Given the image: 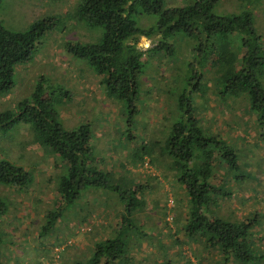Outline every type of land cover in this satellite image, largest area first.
<instances>
[{
  "label": "rangeland",
  "instance_id": "374dc122",
  "mask_svg": "<svg viewBox=\"0 0 264 264\" xmlns=\"http://www.w3.org/2000/svg\"><path fill=\"white\" fill-rule=\"evenodd\" d=\"M79 1H0V23L7 30L24 31L35 21H43L47 27L37 40L31 60L14 67V86L8 94L0 97V111H17L19 102L29 98L38 81L66 89L69 96L55 102L59 120L65 128L87 126L91 135V165L113 170L115 177L121 175L126 184L128 181L149 184L142 197L144 206L135 215L137 225L146 236L134 237L130 241L127 256L131 262L128 264H218L215 252H206L197 244L181 246L173 242L174 238L182 240L178 229L185 224L187 196L177 183V176L167 170V158L163 156L157 166L148 152L150 145L157 143L155 156L159 155L172 125L180 119L178 97L184 90L189 92L196 82L203 84L202 93L193 95L200 118L198 124L239 146L240 166L249 176L243 183L228 180L225 187L232 195L230 200L221 202L218 212L231 219L247 218L257 213L261 221L256 234L264 237V139L244 109L248 99L234 105L236 113L229 115V108L217 99L218 89L212 70L201 72L196 63L195 42L179 33L164 39L166 48L149 51L146 57H142L146 64L139 79V95L134 101L138 114L127 125L126 103L106 93L99 77L86 66V62L65 50L67 43H96L101 38L100 27H90L68 18ZM192 1L164 0V8L181 7ZM244 11L251 14L252 26L261 37L260 47L264 54V0H216L212 14L227 17ZM156 20L157 16L142 15L136 18V23L139 28L147 29L153 27ZM156 40L157 36L150 39L140 37L136 45L144 51L154 46ZM200 73L203 81L194 78ZM30 139L28 125L23 122L0 128V158L22 165L34 175L33 184L24 192L0 184V197L11 202L8 218L2 221L3 239L13 242L9 245L5 241L7 246L1 248L18 256L19 264L36 263L31 259L41 249L35 241V233L44 221V213L63 205L56 181L66 172L64 164L47 155L42 147L34 146ZM136 156L144 159V163ZM150 174L158 180H150ZM118 203L114 191H95L88 187L72 207H66L62 221L46 239L47 244H68L73 249V257L84 260L94 242L120 225L118 212L121 207ZM86 214L90 215L83 221L81 218ZM44 248L49 251L48 246ZM55 248L52 254L58 253ZM54 263L50 261L49 264Z\"/></svg>",
  "mask_w": 264,
  "mask_h": 264
},
{
  "label": "trees",
  "instance_id": "16d2710c",
  "mask_svg": "<svg viewBox=\"0 0 264 264\" xmlns=\"http://www.w3.org/2000/svg\"><path fill=\"white\" fill-rule=\"evenodd\" d=\"M215 5L216 0H193L172 8H164V0H81L68 18L90 27H100L101 38L96 43L70 42L65 45V50L86 62V66L99 77L106 93L126 103L127 125H130L131 119L138 114L134 101L139 95V79L146 64L142 57H146L149 51L166 48L164 39L167 36L183 34L195 42L196 63L201 72L212 70L218 89L217 99L229 108V115L236 113L234 105L248 99L244 109L264 139L261 37L252 26L249 12L218 17L212 14ZM142 15L157 16L155 25L139 28L136 18ZM46 28L43 21H35L28 29L15 32L0 23V97L11 91L14 67L31 60L37 40ZM155 36L158 40L151 48L142 51L137 47L136 41L140 37L150 39ZM231 44L233 47H229ZM194 78L204 80L201 73L195 74ZM203 90L204 85L196 82L189 92L183 91L177 99L180 119L172 125L164 147L158 156H155L157 143L151 144L148 151L157 166L163 156L167 158V170L177 176V183L187 196L185 224L178 229L182 240L174 238L173 234L169 237L181 246L192 243L206 252H215L218 264H264V237L256 234L261 217L254 213L247 218L231 219L218 212L221 202L230 200L232 195L225 187L228 180L243 183L249 176L241 169L239 146L198 124L200 118L193 95ZM66 96H69L66 89L38 81L29 98L19 102L17 111H0V128L18 122L27 124L31 143L42 147L47 155L66 166V172L56 181L63 205L44 213L35 241L39 246H46V239L62 221L66 207H72L88 187L95 191L109 189L118 195L120 225L94 242L85 259L74 264H128L131 262L127 256L130 241L134 237L146 236L137 225L135 215L144 206L142 197L149 184L134 181L126 184L121 175L115 177L113 170L91 165V135L87 126L65 128L59 120L55 102ZM144 154L147 155L145 151ZM135 158L144 163L141 157ZM150 175V180H158ZM33 180V173L22 165L0 158V184L24 192L31 187ZM10 204L9 199L0 197V264H19L18 256L1 248L7 246L5 241L9 245L13 243L10 239H3L2 230V221L8 218ZM89 215L81 219L86 221ZM12 257L13 261H10Z\"/></svg>",
  "mask_w": 264,
  "mask_h": 264
},
{
  "label": "crops",
  "instance_id": "0c3cea01",
  "mask_svg": "<svg viewBox=\"0 0 264 264\" xmlns=\"http://www.w3.org/2000/svg\"><path fill=\"white\" fill-rule=\"evenodd\" d=\"M70 244V243H69ZM68 244H46V246H48L49 251L47 249L44 248V245H40V252H37V254L35 256H33L31 259L32 261H36L35 264H49L50 261L55 262L54 264H74L75 261H79L77 259H75V257H73V255L71 254L73 249H70L68 246ZM57 247L55 249V251H58V253L56 254H52L53 253V248ZM39 251V250H38ZM56 257V258H55ZM61 258V259H60ZM30 260V259H29ZM30 261H27V263Z\"/></svg>",
  "mask_w": 264,
  "mask_h": 264
},
{
  "label": "built area",
  "instance_id": "2783aa9c",
  "mask_svg": "<svg viewBox=\"0 0 264 264\" xmlns=\"http://www.w3.org/2000/svg\"><path fill=\"white\" fill-rule=\"evenodd\" d=\"M59 249V248H58ZM58 249H55V250H58Z\"/></svg>",
  "mask_w": 264,
  "mask_h": 264
}]
</instances>
